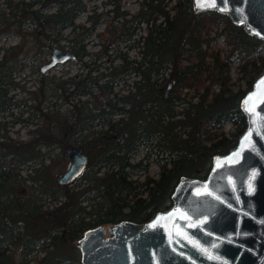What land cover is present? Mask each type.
I'll return each mask as SVG.
<instances>
[{"label":"trees","instance_id":"16d2710c","mask_svg":"<svg viewBox=\"0 0 264 264\" xmlns=\"http://www.w3.org/2000/svg\"><path fill=\"white\" fill-rule=\"evenodd\" d=\"M6 3L10 24L11 2ZM85 10L83 0H18V25L28 17L33 25L28 33L36 36H51L67 27H74V32L77 26L84 33L76 41H83L98 24L92 13L87 15L88 25L74 22ZM119 15L121 31L129 36L145 24V31L130 44L138 48L135 56L118 52L120 60L113 64L109 44H102L93 58L83 42L74 50L79 57L89 56L83 61L85 72H79L80 94L91 87L110 94L108 104L93 108L82 101L77 108L82 139L74 141L88 155L90 171L74 185L60 188L39 154L41 137L46 143L56 139L63 148L72 135L77 139V117L64 122L61 136L43 132L24 141L5 135L0 139V264H62L63 248L72 246L85 229L120 219L147 220L171 205L170 194L180 175L204 177L213 155L233 147L246 127L240 99L264 70L263 38L247 33L224 12L194 11L192 0H141L136 12ZM219 37L222 47L212 43ZM103 55L107 57L101 62ZM233 61L236 87L229 74ZM125 74L137 78L131 89L118 95L113 87ZM227 121L232 127L224 130ZM142 149L147 161H130ZM151 153L159 165L157 177L147 170ZM36 160L39 165H32ZM31 168L34 199L17 189L21 169ZM138 170L142 178L134 177ZM85 200L90 204H83ZM15 246L23 257L18 262ZM72 261L80 264L79 259Z\"/></svg>","mask_w":264,"mask_h":264},{"label":"water","instance_id":"95a60500","mask_svg":"<svg viewBox=\"0 0 264 264\" xmlns=\"http://www.w3.org/2000/svg\"><path fill=\"white\" fill-rule=\"evenodd\" d=\"M192 8L224 12L264 39V0H192ZM116 30L115 24L107 27L110 36ZM75 57L71 49L54 47L40 70ZM240 108L246 127L233 147L213 155L204 177L180 175L171 205L147 220L85 229L76 240L80 264H264V70L241 97ZM63 153L67 164L56 178L60 184L88 164L79 144L65 146Z\"/></svg>","mask_w":264,"mask_h":264},{"label":"rangeland","instance_id":"374dc122","mask_svg":"<svg viewBox=\"0 0 264 264\" xmlns=\"http://www.w3.org/2000/svg\"><path fill=\"white\" fill-rule=\"evenodd\" d=\"M6 1L0 0V139H3L2 136L5 135L15 140L24 141L35 138L36 136L38 137L43 132H48L54 136L64 135V122L67 119L72 121L75 120V117H79L77 108L83 104L82 101H85V104L88 106H95V104L103 106L106 103L100 99V96L104 94L105 97H108L110 94L107 92H99L94 87H91L90 91L84 95L79 93L69 95L68 91L73 90V80L74 82L76 81L78 88L81 89L79 72H85L86 68L83 67V61L89 60L88 55H83L82 57L76 55L74 59L65 63H58L49 68V70L47 69L48 72L44 73L40 72L38 68L39 64L49 58L54 47L75 50L81 45V42H83L86 50L91 53L94 52L91 58L98 53L102 44L111 45L108 52H110L109 56L111 58H115L113 64H117L120 60L119 57H116L118 52L129 57L135 56L138 53V48L130 44L133 43L132 39L137 38L145 31V24L141 23L138 25L135 32L129 36L126 31H121L122 17L119 14L122 11H128L129 13L136 12L140 7L141 0H83L86 3V10L79 13L74 19V22L88 25L87 15L89 13H92L93 18H98V24L94 33L85 37L83 41H76V38L78 39L84 33V30L77 26L74 32L72 31L74 27H67L51 36L42 34L36 36L34 33L27 34V31H31L33 25L25 22L19 26L20 28L23 27V34L18 33L15 35L10 30L11 23L9 24L6 21L9 19L10 8L9 6L7 8ZM126 16L128 17L129 15ZM112 24L117 25V30L110 36L107 32V27ZM15 43H19L17 51L14 50L18 57L19 72L17 74L12 72L13 63L12 60L10 61V46ZM212 43L222 47V37L213 40ZM4 54H6V59H4ZM106 57V55H103L100 61L102 62ZM96 63H99L98 59ZM236 64L237 61L231 62L229 70L230 81L235 82L233 87L237 86L238 79ZM99 70L97 71L100 72ZM97 71H92V74L98 73ZM44 75L46 76L44 78L45 83L43 79L41 80V77ZM104 78H101L100 82H104ZM134 78H137V76L125 74L113 87V91L118 92V95L126 93L128 89L132 88V80ZM63 80L65 81V93L69 95L67 97L63 95L59 96L62 89L57 84ZM38 107L42 111L40 110L38 112ZM91 112H95V110L91 109ZM95 120L93 119V122ZM75 125L76 131H78V137L75 139V135H72L65 145L71 143L80 144L79 142L82 139L79 132L81 129V120L77 118ZM97 126L99 125H95L94 127ZM231 127L232 125L229 121L223 125L224 130H228ZM40 139H42L41 142L37 139L39 143V154L43 156V164L47 165L49 172L54 175L56 181V173L66 164L63 147L59 145V141L56 139L49 143L44 142L42 137ZM74 140H78L79 142ZM154 157V153L149 155L147 170L153 177H157L159 165L154 160ZM140 158L143 161H147L144 149L138 151L130 161H136ZM31 164L34 166L39 165L38 160L32 161ZM86 171L89 172L90 168H86ZM20 174L22 179L17 183V186L20 189L21 187H25V189L19 190V192L21 194L24 193L25 197L37 198L35 196L37 193L31 187L32 180L30 178L31 175L35 174L34 169H21ZM138 175L142 178L144 173L138 170L134 173V177ZM79 176L65 184L74 185L78 181ZM59 185L61 186L60 188L63 187V184L59 183ZM39 200L43 202V199L40 198ZM83 204H90V201L85 200ZM103 224L107 225L109 223ZM73 243L72 246L63 248L64 253L62 256H65L63 257L65 259L62 264H73L72 260L76 259H79L80 262V250L76 245V240ZM14 252L16 261H21L23 257L20 248L15 246ZM41 255H43L42 252L39 253V256ZM33 261L34 259H31L30 263Z\"/></svg>","mask_w":264,"mask_h":264},{"label":"flooded vegetation","instance_id":"af4514ba","mask_svg":"<svg viewBox=\"0 0 264 264\" xmlns=\"http://www.w3.org/2000/svg\"><path fill=\"white\" fill-rule=\"evenodd\" d=\"M10 6H11V28H10V30L16 35V34H18V33H20V34H23V32H22V29H23V27H21V28H19V25H18V14H19V11H18V0H10ZM29 19H28V17H25V20L24 21H22V23H20V25H23V23H25V22H29L28 21ZM30 23V22H29ZM19 34V35H20ZM27 34H28V31H27ZM18 44L19 43H15V44H12L11 46H10V50H11V54H10V61L12 60V63H13V68H12V72L14 73L15 72V74H17L18 72H19V68H18V57H17V53L14 51V50H16L17 51V47H18ZM72 51H74V50H72ZM77 55V54H76ZM50 56V55H49ZM5 59V58H4ZM49 60V58L48 59H46L44 62H42L41 64H39V70H40V65H42V64H44V63H46L47 61ZM49 70V69H48ZM48 70L47 71H44V72H48ZM40 72H43V71H41L40 70ZM43 72V73H44ZM46 76L44 75V76H42L41 77V80L43 79L44 80V78H45ZM71 79V78H70ZM12 83H14L13 81H12ZM44 83H45V80H44ZM64 84H65V81L63 80V81H61V82H58V84H57V86L58 87H60L62 90H61V92H60V94H59V96L61 95H63L64 97H66V93H65V87H64ZM78 84H74L73 85V90H70V91H68L69 92V95H75V94H80V88H78V86H77ZM68 95V96H69ZM100 99L102 100V101H104V103H106V104H108V99H109V97H105V95L104 94H102L101 96H100ZM76 104V103H75ZM93 106V105H92ZM95 106H96V104H95ZM95 106H93V108L95 107ZM37 110H38V112H40V107H38L37 108ZM42 111V110H41ZM78 118V117H77ZM78 120H80V119H78ZM77 133L76 134H78V131H76ZM80 132V131H79ZM80 134H81V132H80ZM71 144H73V143H71ZM67 145H69V144H67ZM67 145H65V146H67ZM80 145V144H79ZM64 146V147H65ZM83 151H84V149H83ZM85 152V151H84ZM137 153V152H136ZM135 153V154H136ZM134 154V155H135ZM133 155V156H134ZM65 156V155H64ZM88 156V155H87ZM132 156V157H133ZM131 157V158H132ZM130 158V159H131ZM64 160H65V158H64ZM88 160H89V158H88ZM66 161V160H65ZM66 164H67V161H66ZM66 164H65V166H63L57 173H56V178H57V176H58V174L63 170V168H66ZM87 166H88V164H87ZM87 166H86V168H87ZM86 168H85V170H86Z\"/></svg>","mask_w":264,"mask_h":264}]
</instances>
